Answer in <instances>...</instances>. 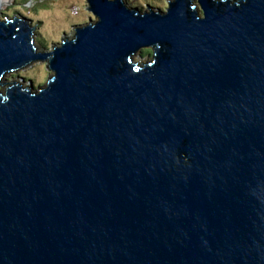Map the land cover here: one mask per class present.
<instances>
[{
  "label": "water",
  "instance_id": "water-1",
  "mask_svg": "<svg viewBox=\"0 0 264 264\" xmlns=\"http://www.w3.org/2000/svg\"><path fill=\"white\" fill-rule=\"evenodd\" d=\"M198 2L0 21V78L52 71L0 90V264H264V0Z\"/></svg>",
  "mask_w": 264,
  "mask_h": 264
},
{
  "label": "rangeland",
  "instance_id": "rangeland-1",
  "mask_svg": "<svg viewBox=\"0 0 264 264\" xmlns=\"http://www.w3.org/2000/svg\"><path fill=\"white\" fill-rule=\"evenodd\" d=\"M127 1L130 2L128 6L137 5L142 7L144 11H150L153 7L155 9L160 7L164 10H168L169 2H173L174 0H126V2ZM57 3H60V5L64 7L63 17L60 18L61 21L56 25L51 21V25H53L50 27V22H47L48 17L44 16L42 11L45 8L55 11L53 8ZM149 3L153 5H149ZM88 6V0H7L5 1V5L0 7V19L3 20L7 17L21 18V16L32 19L31 25L35 27L33 31L37 49L39 51L51 52L61 43L63 37L72 38L79 24H86L91 18L94 21L97 20V16L89 10ZM140 51L141 49L135 56L136 60H140L141 63L146 62L150 57L146 55L144 57L139 56ZM146 51L147 48H144L143 53ZM51 74L52 71L49 68L48 62L46 60L36 59V61L30 63L28 67L26 66L16 72L5 75V79L10 80L14 75L24 86H29L30 80H32L33 85L38 87L45 84Z\"/></svg>",
  "mask_w": 264,
  "mask_h": 264
},
{
  "label": "bare ground",
  "instance_id": "bare-ground-1",
  "mask_svg": "<svg viewBox=\"0 0 264 264\" xmlns=\"http://www.w3.org/2000/svg\"><path fill=\"white\" fill-rule=\"evenodd\" d=\"M2 1V4L0 3V6L1 5H5V1H7V0H1ZM0 1V2H1ZM55 11H52V10H50V9H48V8H45L43 11H42V14L44 15V16H46V17H48V20H47V22L49 21L50 22V24H49V26L50 27H52V25H51V21H52V23H54L55 25L56 24H58V22L59 21H61L60 20V18H62L63 17V12H64V7H62L61 5H60V3H57L56 5H55V7L53 8ZM28 67V66H27ZM8 87H10V86H0V88H2V90H6ZM13 87V86H12ZM48 86H38V87H35V86H21V89L22 90H25V89H29L30 90V94H37V93H39V91H41L43 88L46 90V88H47Z\"/></svg>",
  "mask_w": 264,
  "mask_h": 264
},
{
  "label": "clouds",
  "instance_id": "clouds-1",
  "mask_svg": "<svg viewBox=\"0 0 264 264\" xmlns=\"http://www.w3.org/2000/svg\"><path fill=\"white\" fill-rule=\"evenodd\" d=\"M191 1H192V5H193V4L195 5V9H196V8H197L198 10L201 9V8H199V5H200V4H198L199 2L197 3L198 0H197V1H196V0H191ZM200 15H201V17H203V16H204V13H201V11H200ZM12 18H13V17H12ZM10 19H11V18H10ZM29 19H30V18H29ZM8 20H9V19H8ZM8 20H5V19H4V20H1V19H0V21H5V22L8 21ZM143 49H144V48H143ZM143 49H141V51H140L141 54L143 53V51H142ZM37 50H38V49H37ZM38 51H39V50H38ZM142 57H144V56L142 55ZM46 61H47V60H46ZM33 62H34V61H33ZM33 62H31V63H33ZM28 65H29V64H28ZM28 65H26V66H28ZM26 66H24L23 68H25ZM21 69H22V68H21ZM11 73H12V72H11ZM4 74L7 75V74H9V72L4 73ZM15 77H16V76H15ZM15 77H14V75H13V76L11 77V80H8V79L3 78V80L5 79V80L9 81V83L6 82V84H4L3 86H9V84H13V82L18 83V84H21V83L18 81V79H16ZM5 80H4V83H5ZM29 80H30V79H29ZM46 83H47V81H46ZM46 83H45V84H46ZM21 85L24 86L23 84H21ZM43 85H44V84H43Z\"/></svg>",
  "mask_w": 264,
  "mask_h": 264
},
{
  "label": "trees",
  "instance_id": "trees-1",
  "mask_svg": "<svg viewBox=\"0 0 264 264\" xmlns=\"http://www.w3.org/2000/svg\"><path fill=\"white\" fill-rule=\"evenodd\" d=\"M200 11H201V9H200ZM18 12V11H17ZM5 13V12H4ZM201 13H203L202 11H201ZM146 49V48H145ZM142 51H144V49L142 50ZM153 54V51H152V49L151 48H147V51L145 52V53H142V55L143 56H147L148 54Z\"/></svg>",
  "mask_w": 264,
  "mask_h": 264
},
{
  "label": "flooded vegetation",
  "instance_id": "flooded-vegetation-1",
  "mask_svg": "<svg viewBox=\"0 0 264 264\" xmlns=\"http://www.w3.org/2000/svg\"><path fill=\"white\" fill-rule=\"evenodd\" d=\"M6 82L9 83V81L5 80V83H6ZM0 90H2V88H0Z\"/></svg>",
  "mask_w": 264,
  "mask_h": 264
}]
</instances>
